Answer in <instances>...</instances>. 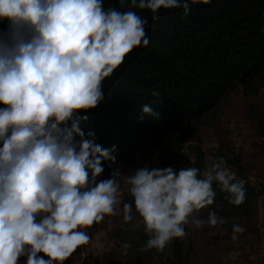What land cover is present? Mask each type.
Here are the masks:
<instances>
[{
  "label": "clouds",
  "instance_id": "clouds-1",
  "mask_svg": "<svg viewBox=\"0 0 264 264\" xmlns=\"http://www.w3.org/2000/svg\"><path fill=\"white\" fill-rule=\"evenodd\" d=\"M128 0H119L124 8ZM210 4L211 0H130L127 11L103 0H0V264H65L90 243L86 229L115 217L123 190L117 180H99L111 151L80 128L81 112L104 99L103 82L125 58L150 43L148 20L132 8L150 10ZM153 96L159 93L153 92ZM143 113L160 114L149 104ZM79 137V139H77ZM114 150V149H113ZM214 182L229 204L246 200L239 180L223 158L196 167L137 168L128 176V193L149 235L146 250L164 252L186 226L223 225L217 215ZM209 208L207 220L197 214ZM123 220L135 229L133 203H123ZM245 228L232 225L236 241ZM131 247L124 243V254ZM43 253L48 259L39 254Z\"/></svg>",
  "mask_w": 264,
  "mask_h": 264
},
{
  "label": "trees",
  "instance_id": "trees-1",
  "mask_svg": "<svg viewBox=\"0 0 264 264\" xmlns=\"http://www.w3.org/2000/svg\"><path fill=\"white\" fill-rule=\"evenodd\" d=\"M103 5L105 9L127 11L130 0L124 8L119 0H103ZM132 10L148 20L149 45L134 49L105 79V99L95 109L80 113L87 116L80 122L81 130L86 135L93 132L96 143L114 157L103 161L104 172L98 179H110L114 173H118L117 179L123 173L131 176L144 166H171L177 171L196 167L203 172L202 145L195 146L193 155L185 148L193 124L212 114L231 90L241 87L246 96L252 97L264 88V0H211L210 4L191 5L188 15L182 8H161L157 20H152L150 10ZM9 27V21L0 20V33L8 32ZM153 92L159 95L153 96ZM145 104L158 111L159 119L143 113ZM237 178L244 181L245 202L229 204L227 193L214 182L217 195L209 206L227 220L218 225L227 233H232L233 224L242 226L253 218L256 203L264 193V188L258 189L246 177ZM121 200V211L123 203H133V216L140 217L128 190ZM209 208L198 214L208 215ZM133 224L134 230L122 224L113 231L118 243H128L132 250L140 251L124 264H149V258L169 264H195L188 226L186 237L174 239L161 253L146 250L149 235L143 222ZM81 252L82 246L73 255ZM39 255L48 259L43 253ZM18 264H27V256L20 257ZM94 264L99 263L96 260Z\"/></svg>",
  "mask_w": 264,
  "mask_h": 264
},
{
  "label": "rangeland",
  "instance_id": "rangeland-1",
  "mask_svg": "<svg viewBox=\"0 0 264 264\" xmlns=\"http://www.w3.org/2000/svg\"><path fill=\"white\" fill-rule=\"evenodd\" d=\"M199 143L205 152V167L223 158L237 177L242 175L258 189L264 188V88L252 97L246 96L241 87L231 90L212 114L193 124L185 138L186 151L193 155ZM128 176L123 173L117 179L123 194L128 189ZM197 218L207 220V215L198 214ZM139 222L142 218L134 215L132 223ZM122 224L123 211L119 209L117 216L106 217L101 224L86 229L90 243L65 264H94L96 260L99 264H124L134 258L140 251L129 248L125 255L123 244L113 236L114 229ZM242 227L245 232L233 241L231 233L218 225H188V237L194 241L195 264H264V193L256 203L253 218ZM148 263L169 264L155 258H149Z\"/></svg>",
  "mask_w": 264,
  "mask_h": 264
}]
</instances>
